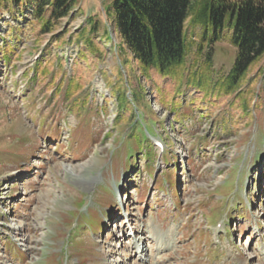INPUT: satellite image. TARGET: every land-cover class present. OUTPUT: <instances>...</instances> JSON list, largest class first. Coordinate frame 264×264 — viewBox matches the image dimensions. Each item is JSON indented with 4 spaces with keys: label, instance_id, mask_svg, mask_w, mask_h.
Here are the masks:
<instances>
[{
    "label": "rangeland",
    "instance_id": "rangeland-1",
    "mask_svg": "<svg viewBox=\"0 0 264 264\" xmlns=\"http://www.w3.org/2000/svg\"><path fill=\"white\" fill-rule=\"evenodd\" d=\"M111 1L78 0L46 34L31 8L0 11V264H264V56L239 86L254 95L251 115L232 108L242 89L199 107L186 88L169 112L152 81L126 69ZM93 17L106 36L91 55ZM189 37L188 59L210 54L216 77L231 70L229 40L198 53ZM119 82L133 113L116 99ZM140 115L156 120L164 152L138 138ZM155 230H171V244L159 247Z\"/></svg>",
    "mask_w": 264,
    "mask_h": 264
},
{
    "label": "trees",
    "instance_id": "trees-1",
    "mask_svg": "<svg viewBox=\"0 0 264 264\" xmlns=\"http://www.w3.org/2000/svg\"><path fill=\"white\" fill-rule=\"evenodd\" d=\"M77 3L78 0H0V11L11 12L16 17V10L31 8L40 23V34H46L64 18L75 16ZM106 13L122 50L126 48L132 55L124 63L126 69L132 65L133 70L152 81L159 101L169 112L180 110L186 88L199 93L195 99L199 107L206 105L204 101L215 106L230 92L229 97L242 89L232 99V108L240 109L245 116L251 115L254 95L242 88L246 82L239 86L245 81L246 73L264 56V0H112ZM87 23L86 46L82 51L92 55L99 51L96 41L106 36V29L99 17L90 18ZM189 35L198 36V53L206 43L229 40L237 49L231 70L216 77L210 54L205 64L195 55L188 59ZM51 49L46 48V54H51ZM81 59L79 66H84ZM83 78L87 79L84 74L72 77L70 93L83 90ZM124 86L120 82L117 85L116 99L133 113Z\"/></svg>",
    "mask_w": 264,
    "mask_h": 264
},
{
    "label": "bare ground",
    "instance_id": "bare-ground-1",
    "mask_svg": "<svg viewBox=\"0 0 264 264\" xmlns=\"http://www.w3.org/2000/svg\"><path fill=\"white\" fill-rule=\"evenodd\" d=\"M156 110H159V108H156ZM70 167H68L67 169H69ZM163 234V233H162ZM159 235V237H158V241H159V245L162 247V248H165V247H167V246H169L170 245V243H171V239H172V237L171 236H169V238H168V240H166L165 238H167V236L168 235H166V237H165V235ZM171 235V234H170ZM140 247V246H139Z\"/></svg>",
    "mask_w": 264,
    "mask_h": 264
}]
</instances>
